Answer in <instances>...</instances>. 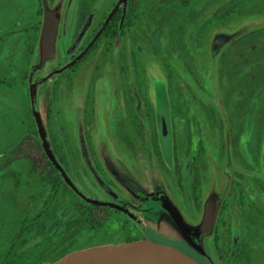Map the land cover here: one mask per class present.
<instances>
[{
	"label": "rangeland",
	"instance_id": "rangeland-1",
	"mask_svg": "<svg viewBox=\"0 0 264 264\" xmlns=\"http://www.w3.org/2000/svg\"><path fill=\"white\" fill-rule=\"evenodd\" d=\"M68 1L0 0V157H3L0 158V242L8 240L16 252L32 249L43 233L56 226V221L61 222L71 214V208L62 210L59 206L74 202L71 195L64 194L63 203H49V213L35 220V212L47 208L37 198L38 182L28 177L31 160L11 163L4 160L24 136L36 131L28 94L31 72L36 106L50 146L66 158V166L78 183L88 178L83 160L86 148H106L107 153L102 155L109 163L110 148L115 147L125 149L123 151L129 155L127 149L132 148V162L136 163L141 153H148L145 142L148 136L152 147L157 148L154 123L147 135L146 124L136 118L132 119V124L123 120L115 122L118 95L128 88L125 77L133 76L134 82L139 79L143 86L151 84L144 91L151 102L147 103L150 111L152 87L164 107L168 95L174 145L179 151H201L203 164L212 162L217 168V165L222 166L220 157L229 142L236 163L245 165L250 172H261L255 177L260 183V194L264 195V77L260 78L258 90L253 85L247 92L244 83L241 84L244 76L249 78L248 83L254 81L251 70L257 61L264 67V0H188L187 4L183 0H139L134 27L127 38L116 44L102 43L96 53L73 72L64 70L49 76L47 73L62 66L65 60L55 56L54 51L49 59L41 61L43 3L46 2L49 11L61 15L65 13L61 4ZM112 1L101 0L106 5ZM40 9L42 15H38ZM240 27L242 34L246 33L223 46L211 58L214 35L236 34ZM246 37L254 39L247 42L245 39L244 43L242 40ZM81 44L79 41L77 47ZM116 53L122 60L115 57ZM157 82L166 89L158 88ZM47 86L53 94L52 112L48 117L44 97ZM126 97L131 98L128 93ZM88 160L93 159L88 157ZM14 175L19 177L17 181L12 180ZM219 180L221 182V177ZM13 182L20 183L17 192L13 191ZM81 193L91 197L86 191L81 190ZM261 203L264 207V197ZM237 208L231 204L229 214L225 211L220 214L226 226L216 256L222 263L231 244V230L236 229L244 259L233 264H264V219L254 216L243 219ZM245 210L250 212L248 208ZM34 220L35 227L30 233L19 234L20 228ZM11 223L18 224L14 231L9 227ZM42 225L45 228L42 229ZM60 228L57 226L51 235H57ZM115 231L114 221L99 233L84 232L79 241L85 239L82 241L85 246L111 243L119 239ZM61 244L45 255L61 252L67 246Z\"/></svg>",
	"mask_w": 264,
	"mask_h": 264
},
{
	"label": "flooded vegetation",
	"instance_id": "flooded-vegetation-1",
	"mask_svg": "<svg viewBox=\"0 0 264 264\" xmlns=\"http://www.w3.org/2000/svg\"><path fill=\"white\" fill-rule=\"evenodd\" d=\"M117 1L113 0L106 5L101 0L97 2H91L90 0H69L67 3L63 2L61 4L62 9L65 7V13L63 14L62 12L61 15L55 13L58 17V25L54 51L56 52L55 56L62 57L65 61L62 66L53 68L47 75L52 76L55 72L70 64L72 65L66 71L73 72L78 69L79 64L94 55L102 43L106 44V42L111 41L112 44H116L123 38L128 37V33L133 30L134 20H136V13L139 8L138 3L134 16L131 0H128L125 6L122 3L118 5L110 22L100 32L102 24L111 13ZM43 6H46V2L43 3ZM118 15L116 35H105L107 27ZM122 18L123 24L119 31ZM89 30L90 34L87 35ZM238 31H236V34H226L223 32L215 34L212 38L213 53L211 58L216 56L223 46L237 40L238 37L246 33L243 32L242 34L241 27ZM252 39L254 37H246L242 41L245 43V41H251ZM79 41H82V44L77 47ZM115 57L121 59L118 53H116ZM130 60H132V53L129 54V64ZM132 71H134V66L132 67ZM251 71L254 73V81L250 84L248 83L250 81L249 78L247 79L244 76L241 82V84L244 83L243 87L248 89L247 92L253 85L258 90V83L264 77V72H262L264 71V67L261 66L260 61L256 62V66ZM125 85L128 88L129 85L131 87L123 89L122 94L118 95L119 111L115 116V122L123 120L132 124V119L136 118L141 123L146 124L148 128L146 131L147 135L150 133L151 123H154L157 130V148L154 149L151 139L149 142V136L148 138L146 137L145 142L148 153H141V156L139 155L136 158V163L132 162V155H134L132 148L127 149L131 155L127 151L124 152L123 150L125 149L110 148V154L112 155L110 163L103 159L104 156L102 154L107 153L106 148H86V152L83 153V160L84 173L86 172L88 178H85V180L80 179V183L77 182L74 174L66 166V158L61 155L63 159V163H61L56 156L58 162L77 189L80 192L81 190L86 191L91 195L90 198L85 196L87 199L111 206H101L84 201L59 176L75 196L71 195L74 198V202L72 204L60 205V203H63L62 195H70L68 191L62 190L61 193L52 195L50 198L48 195L47 209L36 211L34 219L36 220L44 213H49V203L60 205L59 207L62 210L64 208H71V214L69 217L64 218V222L56 221V226L43 233L41 239L34 244L32 249L25 252H16L14 250L12 262L7 264H35L37 262L38 264H42L44 262H54L76 250L139 240H148L178 249L199 264H233L235 262L240 263L244 259V252L241 242L237 237L238 233L236 229L231 230V244L224 254L222 263H220L219 257L216 256L221 234L225 233V221L220 219V214L224 211L226 215L229 214L231 204H234L238 207L237 209L241 218L245 219V217L254 216L257 219H264V214H262L264 213L262 211L264 207H262L261 203L264 195L260 194V183L255 177V175L261 174V172H250L245 165L236 163L231 153L229 142H227L228 146L224 145V151L220 157L222 166L217 165V168L213 167L212 162L204 163V166V154L201 151L197 152L196 149L194 152L179 151L174 145L171 106L168 95L165 98L166 105L164 107L158 101L157 90L152 87L153 99L152 110L150 111L148 104H151V102L147 99L144 91H147L151 84L143 86L145 84L140 83L139 79H136V82H134L133 76L131 78L126 76ZM155 85L158 88L165 87L161 82H157ZM126 93L131 97L130 99L126 97ZM49 95L53 94L47 86L44 89L47 117L51 114L48 115L47 111L49 100L47 97ZM52 100L51 104L53 105ZM163 112H167L170 137L168 149L163 147L161 138V115ZM256 127L258 130L259 123L256 124ZM88 157L93 159L92 162L88 160ZM205 172L207 175H205ZM220 177L222 179L221 182H219ZM87 183L92 187L90 188ZM81 194L83 195V193ZM79 201L84 203V206L81 208H85L87 211L84 212L86 213L80 214V212L76 211ZM208 201H211L216 207L215 220L209 233L197 236ZM169 208L177 213L182 223L190 231V235L182 232L177 226ZM246 208L250 212H247ZM60 212L62 213L63 211ZM227 218L230 219L231 217L227 216ZM35 220L20 228L19 234L30 233V229L35 227ZM91 221L94 223V227L90 225ZM114 221L116 223L115 234L119 238L117 241L97 243L90 246L82 244V241L84 242L85 239L79 241L84 232L99 233L109 223ZM72 223L73 226H71ZM57 226H61L59 232L57 235H51V231H54ZM41 227L42 229L45 228L43 225ZM60 244H67V246L58 254L45 255L48 250L50 251L52 250L51 248Z\"/></svg>",
	"mask_w": 264,
	"mask_h": 264
},
{
	"label": "water",
	"instance_id": "water-1",
	"mask_svg": "<svg viewBox=\"0 0 264 264\" xmlns=\"http://www.w3.org/2000/svg\"><path fill=\"white\" fill-rule=\"evenodd\" d=\"M127 2L128 0L117 1L111 13L108 15V17L105 19L104 23L102 24L100 32L103 31L105 27L108 25L118 5L122 3L125 6ZM122 24H123V18L119 25V31L122 28ZM57 25H58V17L56 16V14L49 11L44 6L43 22L40 32V39H39L40 50L42 55L41 58L42 63L45 60L49 59L54 52ZM71 65L72 64L61 68L60 70L57 71V73H60L68 69ZM31 78H32V72L30 73L29 76V87H28L30 110L35 123L37 137L41 143V147L48 161L51 162L53 168L56 170V172L64 181V183L78 197L92 204L101 205V206H111L108 204L97 202L95 200H89L85 196H83L81 192L77 189V187L74 185V183L71 181V179L69 178V176L67 175L61 164L58 162L48 141L45 127L41 118V114L36 106L35 96L33 93L34 84L31 83ZM161 138H162L163 147L165 149H168L170 145V137H169L168 123H167V112H163L161 115ZM121 210L124 211L123 209ZM169 210L172 212L174 220L177 226L182 230V232H184L187 235H190V231L182 223L177 213L171 208H169ZM215 215H216V207L211 201H208L205 206V210L202 218V224L200 226L197 236L205 235L211 231V228L215 220ZM42 264H199V263L178 249L163 244L154 243L148 240H139L134 242L105 244V245L80 249L63 256L62 258L54 262H44Z\"/></svg>",
	"mask_w": 264,
	"mask_h": 264
},
{
	"label": "trees",
	"instance_id": "trees-1",
	"mask_svg": "<svg viewBox=\"0 0 264 264\" xmlns=\"http://www.w3.org/2000/svg\"><path fill=\"white\" fill-rule=\"evenodd\" d=\"M39 2H41V0H39ZM138 3H139V0H131V4H132L131 6H132V11L134 13V16L138 8ZM183 3L187 4L188 0H183ZM38 15H42L41 9L38 10ZM118 19H119V15L116 16L111 21L110 25L107 27L104 33L105 35H113V36L116 35ZM47 98L49 99L47 103V111L49 115L51 113V108H52V104H51L52 98L50 95ZM53 152L57 156L59 162L63 163L62 156L57 153L56 149L53 148ZM0 158L3 159V157H0ZM22 159H28V160H31L32 162V167L30 171L28 172V177L35 178L36 181L38 182L39 188L37 191V198L43 201L44 206H46L48 203V197H47L48 195L50 198L52 197V195L61 193L62 190L68 191L70 195H73V193L62 182L56 170L52 167V164L48 161L41 147V143L37 137L36 131H34L33 134H27L26 136H24L17 145L13 146L10 149L8 156H6L4 160L6 161V163H11L13 161H18ZM16 177L18 176L14 175L12 177L13 178L12 180L17 181ZM27 184L28 183H26V185ZM19 187H20L19 182H13V191L15 190V192H17L20 189ZM49 202H50V199H49ZM80 202L81 201H79V204L76 207V211L80 212V214L86 213L84 211H87V210H85V208L84 209L81 208L82 206H84V203L83 202L80 203ZM89 218L92 219L90 216ZM25 220H22V221L24 222ZM90 225L92 227L95 226L94 223H92V221ZM9 227L11 228V231H14V228L18 227V224L11 223ZM13 251L14 249L12 246L11 247L9 246L8 240L1 241L0 242V264H7L9 262H12L11 260L13 259V255H12ZM35 264H38V262Z\"/></svg>",
	"mask_w": 264,
	"mask_h": 264
}]
</instances>
